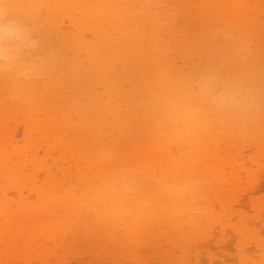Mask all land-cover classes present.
Listing matches in <instances>:
<instances>
[{"label":"bare ground","instance_id":"6f19581e","mask_svg":"<svg viewBox=\"0 0 264 264\" xmlns=\"http://www.w3.org/2000/svg\"><path fill=\"white\" fill-rule=\"evenodd\" d=\"M0 15L25 37L4 35L20 50L0 60V264L81 261L118 231L159 264L164 246L201 264L196 242L228 228L237 263L264 264V202L243 209L263 176L237 159H264V0H0Z\"/></svg>","mask_w":264,"mask_h":264},{"label":"rangeland","instance_id":"374dc122","mask_svg":"<svg viewBox=\"0 0 264 264\" xmlns=\"http://www.w3.org/2000/svg\"><path fill=\"white\" fill-rule=\"evenodd\" d=\"M262 42H264V40L262 41L261 40V42H260V44L262 45ZM264 44V43H263ZM259 43L257 44V46H254V45H252L251 46V48L252 49H255L256 47L257 48H259ZM263 46V45H262ZM256 48V49H257ZM258 50V49H257ZM20 137V136H19ZM244 141H246V140H244ZM250 141V142H249ZM247 142V144H248V142L249 143H251V139L250 140H247L246 141ZM253 142V141H252ZM254 143V142H253ZM255 143H258V142H255ZM243 144H244V142L242 143V146H243ZM247 144H245V146H247ZM239 145H240V143H239ZM254 145H258V144H254ZM244 146V147H245ZM248 147V146H247ZM246 147V148H247ZM245 148V149H246ZM249 149L247 148L246 149V151H244L243 153L244 154H246L247 155V157L244 155V154H242L243 155V157L245 156V158H247V159H245V158H241L242 156L241 155H239V157L237 158L239 161H240V163H245L246 164V166H247V170L249 171L248 172V174H247V172L244 174L245 175V177H246V175H248L249 176V173H251V172H255L254 174L258 177V178H260V177H262V179H263V181H264V174H262L264 171H260V170H257V166L255 165L256 163L254 162V160H256V162H258L257 160H259V162L258 163H261V165L264 163V159H260V157H258V158H255V156L254 157H252V154H254V152H255V150L256 149H254V150H250L249 152ZM254 151V152H253ZM247 152V153H246ZM252 152V153H251ZM257 152V151H256ZM259 152V151H258ZM256 155H257V153H255ZM250 156H251V159H253V158H255V159H253L252 161H253V163H255V164H253L252 162H250L248 159L250 158ZM249 157V158H248ZM243 159V160H240V159ZM261 158H263V157H261ZM248 160V161H247ZM238 161V162H239ZM242 161V162H241ZM247 161V162H246ZM262 161V162H261ZM249 162V163H248ZM259 165V164H258ZM261 165H260V167H261ZM263 166V165H262ZM216 168H218V167H216ZM29 169V168H28ZM215 169V168H214ZM30 170V169H29ZM212 170V168L211 169H209L208 171H211ZM27 171V170H26ZM30 172V171H29ZM205 172H207V170L206 171H204L203 172V174L205 173ZM28 173V172H27ZM254 174H252V175H254ZM244 175H243V177H244ZM251 175V176H252ZM254 175V176H255ZM255 176V177H256ZM250 177V176H249ZM249 177H247V179L249 178ZM254 177V178H255ZM245 179V178H244ZM246 179V180H247ZM242 185H245L246 186V184H245V182H243V184ZM245 186H243V187H245ZM242 187V188H243ZM261 188L259 189V191H250L249 193H248V195H246L247 197H246V200H247V203H248V206H249V208L248 207H246L247 206V203L245 202L246 200H245V198H244V204H246L245 205V207H246V209L245 208H243L244 210H246L249 214L250 213H252L253 212V210H251V209H253V208H251L250 209V207H251V203H253V202H258L259 204H261L260 202H261V200H263V202H264V185L263 186H260ZM26 193H28V192H26ZM28 195L30 196V194L28 193ZM26 196V195H25ZM22 197H23V194H22ZM26 198V197H25ZM18 200V199H17ZM25 200V199H24ZM27 200V199H26ZM29 200V199H28ZM30 200H33V198H31ZM36 200H37V198H36ZM35 199H34V203H35V201H36ZM21 201V199L19 200V202ZM31 202V201H30ZM37 202V201H36ZM242 202V201H241ZM33 203V204H34ZM36 204H38V203H36ZM264 204V203H263ZM40 205V204H39ZM235 206V205H234ZM236 206H238V204H236ZM242 206H244V205H242ZM242 206H240V208L242 207ZM239 207V206H238ZM235 209H237V210H239L238 208H235ZM234 209V210H235ZM248 209H250V210H248ZM236 210V211H237ZM234 212V211H233ZM263 216H264V214H263ZM264 218V217H263ZM12 220V219H11ZM10 220V221H11ZM235 220H237V219H235ZM264 221V220H263ZM230 222V221H229ZM263 224L262 225H259V227L262 229V231L264 230V222H262ZM220 224V223H219ZM220 227V229H222V227L221 226H219ZM226 227H227V225H226ZM218 228V227H217ZM217 230V229H216ZM215 230V231H216ZM228 230L229 231H224V232H222L221 231V238H223V240H225V242L224 243H220L221 242V239H219V240H217L219 243H217L214 239L213 240H211L210 242L208 241L209 239H211V238H207V240L205 239L204 241L205 242H208V243H205V242H203V238L201 237L200 238V240H202V242H203V244H202V242H200V241H197L196 242V244L197 245H199V247L201 248L200 250H202L201 251V256H202V259H203V261H202V263L201 264H203V262H204V264H238L237 262H239L240 260H239V258H240V249H239V242L241 241V239H242V237L241 238H239L240 236H238L237 238H235V237H233V233H235L233 230H231V229H229L228 228ZM218 231H220V230H218ZM231 231H233V233L231 232ZM99 231L97 230V231H95V233L94 234H96V233H98ZM217 232V231H216ZM232 234H231V233ZM220 233V232H219ZM109 234V233H108ZM107 233H105V232H101L100 233V238L98 237V241L100 240V241H102V243L104 242V243H106L108 246H109V250L108 249H106L105 248V250L101 247L102 246V244H100L99 242V244L98 243H95V237H89L90 238V240H89V242L88 243H90V242H92L91 240L93 239V241H94V243H92V245L93 246H90V244H89V246L90 247H88V245H87V248L86 247H84V246H86V244H88L87 242H85V241H83V242H81V244H84V242L86 243V244H84V246H83V248L81 247V250L83 251V255L82 256H84L82 259L83 260H79V258H77V260H75L76 258H75V256H74V254L71 252V253H68V255H70V254H73V256H67L68 258H67V260L69 261V263H67L68 261L66 260V256H65V260L64 259H62V260H59V259H56V258H54L53 260H51L50 262H52V264H70V262L72 261L71 259H73L72 257H74V261H72V262H74V264L75 263H77L78 262V264H82V262H85V264H159L158 263V261H157V258L155 259L154 258V255H152L151 256V254L150 253H148L147 251L145 252H140V250L141 249H139L140 247V245L142 244V243H144L145 242V238H142V240H139L138 242H134V243H131V244H129V245H127L126 244V236H125V234H122V232L121 231H118V233L117 234H115L116 236H114V237H110L109 235H108ZM218 234V233H217ZM263 234V233H262ZM220 235V234H219ZM236 234H234V236H235ZM238 235V234H237ZM95 236H97V235H95ZM99 236V235H98ZM125 237V241H124V237ZM79 237V236H78ZM262 237L264 238V234L262 235ZM71 238H73V239H75L74 237H71ZM70 237H69V239H67V244L69 243L68 241L71 239ZM84 238V237H83ZM95 238V239H94ZM220 238V237H219ZM82 238H80V240H81ZM72 240V239H71ZM70 240V241H71ZM84 240H86V239H84ZM141 241V242H140ZM243 241V240H242ZM241 241V242H242ZM140 242V243H139ZM216 242V243H215ZM241 242H240V244H241ZM199 243V244H198ZM201 243V244H200ZM104 245V244H103ZM203 245V246H202ZM208 245V246H207ZM82 246V245H81ZM105 246V245H104ZM79 247V246H78ZM76 249L75 250H77V247H75ZM142 248V247H141ZM168 249H171L172 251V253H169V254H172V255H174V258H175V256H176V258L177 257H180V255H182V253L180 252V251H178L177 249H173L172 247H166L165 248V246H164V249H163V253H162V258H163V263L162 264H167L166 262H165V254H166V251H168ZM251 249H253V248H251ZM70 250V249H69ZM254 250V249H253ZM257 251V253H258V251L259 250H256ZM77 252H79V251H77ZM67 254V253H66ZM259 254V253H258ZM88 255H89V257H90V259L88 258ZM64 256V255H63ZM61 257V256H60ZM59 257V258H60ZM69 257H70V259H69ZM153 257V258H152ZM149 258L151 259V260H149ZM152 259H154V260H152ZM259 259V258H258ZM262 261V259L260 258L259 259V261ZM67 261V262H66ZM76 261V262H75ZM80 261V262H79ZM36 262V261H35ZM34 262V263H35ZM71 262V263H72ZM160 262V261H159ZM9 263H11V262H9ZM9 263H7V264H9ZM37 263H39V264H42L41 262H37ZM240 263V262H239ZM2 264H6L5 262L4 263H2ZM84 264V263H83Z\"/></svg>","mask_w":264,"mask_h":264},{"label":"clouds","instance_id":"9594fccd","mask_svg":"<svg viewBox=\"0 0 264 264\" xmlns=\"http://www.w3.org/2000/svg\"><path fill=\"white\" fill-rule=\"evenodd\" d=\"M4 35L11 37L13 43H23L25 39L23 30L18 27L14 20L4 22L3 16L0 15V60L14 61L20 49L18 46L16 48L5 47ZM30 70L31 68H29ZM231 99L240 101L243 100V96L237 92Z\"/></svg>","mask_w":264,"mask_h":264}]
</instances>
